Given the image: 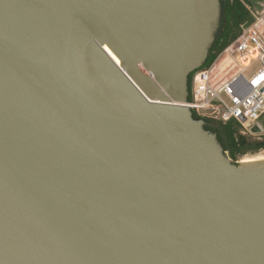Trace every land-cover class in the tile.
<instances>
[{"label": "water", "instance_id": "obj_1", "mask_svg": "<svg viewBox=\"0 0 264 264\" xmlns=\"http://www.w3.org/2000/svg\"><path fill=\"white\" fill-rule=\"evenodd\" d=\"M220 15L0 0V264H264V159L188 104Z\"/></svg>", "mask_w": 264, "mask_h": 264}, {"label": "built area", "instance_id": "obj_2", "mask_svg": "<svg viewBox=\"0 0 264 264\" xmlns=\"http://www.w3.org/2000/svg\"><path fill=\"white\" fill-rule=\"evenodd\" d=\"M245 6L253 20L240 25L210 65L194 71L188 90L192 112L221 123L233 120L242 134L264 130V2L261 11Z\"/></svg>", "mask_w": 264, "mask_h": 264}, {"label": "trees", "instance_id": "obj_3", "mask_svg": "<svg viewBox=\"0 0 264 264\" xmlns=\"http://www.w3.org/2000/svg\"><path fill=\"white\" fill-rule=\"evenodd\" d=\"M220 5V26L217 30L215 40L209 49L208 56L200 68L207 67L212 63L218 53L237 36L241 24L250 23L253 20L251 13L242 0H220ZM194 71L188 74V89L190 88L191 77ZM192 117L206 121L205 128L216 132L218 140L224 147L225 153L233 161H236L240 156L248 152H256L264 149V136L259 139L249 138L240 132V125L233 120L221 123L207 117L199 116L194 112H192Z\"/></svg>", "mask_w": 264, "mask_h": 264}, {"label": "rangeland", "instance_id": "obj_4", "mask_svg": "<svg viewBox=\"0 0 264 264\" xmlns=\"http://www.w3.org/2000/svg\"><path fill=\"white\" fill-rule=\"evenodd\" d=\"M247 6H250L252 10H258L261 11L263 8V2L264 0H242ZM255 67V64L252 66ZM241 127H239V130ZM245 135L248 136L251 139H259L264 136V130L262 131H254V130H246ZM264 156V149L256 151V152H248L242 156L239 157L236 161H240L242 159H250V158H259Z\"/></svg>", "mask_w": 264, "mask_h": 264}, {"label": "bare ground", "instance_id": "obj_5", "mask_svg": "<svg viewBox=\"0 0 264 264\" xmlns=\"http://www.w3.org/2000/svg\"><path fill=\"white\" fill-rule=\"evenodd\" d=\"M259 159H264V156L263 157H259V158H248V159H242V160H240V161H251V160H259Z\"/></svg>", "mask_w": 264, "mask_h": 264}]
</instances>
